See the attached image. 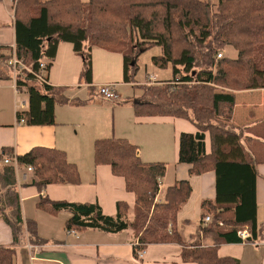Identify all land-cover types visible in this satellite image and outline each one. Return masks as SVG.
I'll return each instance as SVG.
<instances>
[{"label":"trees","instance_id":"1","mask_svg":"<svg viewBox=\"0 0 264 264\" xmlns=\"http://www.w3.org/2000/svg\"><path fill=\"white\" fill-rule=\"evenodd\" d=\"M13 25L14 45L0 49H13L29 70L17 68L14 78L8 64L11 57H4L9 72L5 75L0 69V79L14 80L17 89L25 87L28 110L22 117L27 124H56V106L69 101L67 87L36 79L40 62L45 60L49 70L57 45L71 42L82 58L80 77L89 84L91 47L97 46L123 55V80L134 82L140 91L138 97L128 98L135 115L175 116L196 127L195 133L178 137V161L190 165L189 175L215 174V198L201 203V219L210 216L201 227L203 236L210 239L208 244L198 237L185 243L176 227L177 214L191 194L189 180L176 181L158 197L166 164L142 161L137 147L126 138L95 139L93 162L108 165L112 174L124 178L126 190L135 196L131 219L125 201L116 203L114 215L105 214L97 202L48 197L37 201L38 209L49 214L69 212L64 221L67 231L117 234L130 229L135 257L151 244H179L185 262L241 264L234 257L219 255V246L242 242L237 232L243 229L251 233V241L264 240V223L258 224L256 216V155L242 140V132L229 126L235 92L264 88V0H217V4L212 0H15ZM226 46L237 51L235 58L223 55ZM152 47L160 50L151 57L152 64L170 68L172 77L144 87L134 78L140 55ZM218 53L222 57L217 58ZM3 152L12 155L10 147ZM15 157L19 167L32 168L31 184L39 191L50 184L81 181L76 164L68 161L63 150L35 146ZM0 219L13 238V245H0V264H14L15 246L24 241L46 242L36 221L23 216L10 164H0Z\"/></svg>","mask_w":264,"mask_h":264},{"label":"crops","instance_id":"2","mask_svg":"<svg viewBox=\"0 0 264 264\" xmlns=\"http://www.w3.org/2000/svg\"><path fill=\"white\" fill-rule=\"evenodd\" d=\"M212 3L217 4V0H212ZM14 5L15 0H0V47L14 45ZM222 53L226 57L237 56L232 46H226ZM91 62L92 82L87 84L80 77L82 58L73 51V44L61 42L57 45L52 65L45 73L46 83L65 86L71 93L68 103L56 106L54 125L36 126L19 121L22 113L28 110L27 91L25 87L17 89L14 80L0 79V164L11 165L2 160L4 147H10L14 156L24 154L35 146L57 148L65 152L69 162L76 164L81 179L76 185L50 184L39 191L31 184L32 171L28 172L26 167H19L15 171L23 216L36 221L38 233L46 242L31 245L24 241L16 245L14 264H195L181 259L182 246L179 244H151L145 249L144 257L137 259L133 254L135 238L130 229L117 234L98 230L70 233L64 229V221L69 212L49 214L36 207L42 197L97 202L105 214L114 215L116 203L125 201L130 206L129 219L132 218L135 196L126 190L124 178L112 174L108 165H95L93 162L92 146L100 134L90 129V126L81 131L82 126L89 125L84 119L71 118L69 122L63 117L64 112H77L64 107L89 108L91 104L109 107L111 104L106 102L110 101L99 95L98 88L102 84L112 83L119 97L116 104L110 106L114 114L112 136L126 138L134 144L142 161L166 164L158 197L176 181L189 180L191 194L177 214L176 227L187 244L194 242L197 237L203 244L210 242L209 237H204L201 231L205 225L201 219V203L215 198V174L208 171L191 176L188 172L190 165L178 161L179 135L183 132L195 133L196 127L188 120L175 116H137L129 101L120 103V88L130 84L123 80L121 53L92 46ZM27 83L35 84L30 80ZM139 92L135 90L131 97H137ZM19 93L27 99L22 97L18 100ZM19 101L25 102L21 111L18 108ZM104 125H109L106 119L103 120V127L99 125V131H102ZM229 126L242 132V140L256 155V216L258 224L264 223V88L235 92V105ZM105 133H109V129ZM204 144L206 152H210L208 132L205 133ZM0 245H13L11 229L1 219ZM218 253L234 257L241 264H264V240L222 244Z\"/></svg>","mask_w":264,"mask_h":264},{"label":"rangeland","instance_id":"3","mask_svg":"<svg viewBox=\"0 0 264 264\" xmlns=\"http://www.w3.org/2000/svg\"><path fill=\"white\" fill-rule=\"evenodd\" d=\"M2 12H3V14H5V11H2ZM9 23L11 24L10 21H9ZM12 50L0 49V69H2V71L5 72V75L8 74L9 70H8V64L7 63L4 64L3 58L9 57V56L11 57L12 53L14 54V52H12ZM159 52H160V50L158 47H152L140 55V60L138 62L139 70H138V72L134 78L138 85H144V87H145V86H148L149 84H154V85L160 84L163 81H166L172 77L170 68L159 69L152 64L151 57L153 55L159 54ZM31 82H34V81H31ZM37 85H39L38 82H37ZM138 87H143V86H138ZM135 90H137V89L134 86V82L130 83L128 85L122 86L118 92V94L121 96L119 102L122 103V102H125L126 100L128 101V98L135 94ZM70 93H71V91H67V93H66L67 98L69 97ZM139 95L140 94H138V96ZM17 96H18L17 97L18 100H21L22 97L27 99L25 96H22V94H20V93ZM133 98H136V97H133ZM106 103L111 104V105L116 104L115 102H111V101L106 102ZM111 105H108L109 107H105L102 105L91 104V106L89 108H67V107H64L63 109H74L77 112H75L74 114L64 112L63 117L68 121L71 120V118H74L76 120L77 119H80V120L84 119L85 122H89V125H84L81 127V131L87 130V128L90 126V129H94V130H96V132L98 134H100V136H98V137H100V138L112 137V125H113L114 114H113L112 109L110 108ZM21 110H23V109L19 108V111H21ZM104 119H106L107 123L109 122V125H104V128L102 129V131H99V125H102V127H103V120ZM97 124H99V125L97 127H95ZM68 127H69V129H71V126H68ZM108 129H109V133H105V132H108ZM92 134H93V132H92ZM104 134H107V135H104ZM92 148H93V146H92Z\"/></svg>","mask_w":264,"mask_h":264},{"label":"built area","instance_id":"4","mask_svg":"<svg viewBox=\"0 0 264 264\" xmlns=\"http://www.w3.org/2000/svg\"><path fill=\"white\" fill-rule=\"evenodd\" d=\"M220 57H222V53L217 54V58H220ZM8 64L10 65V67L12 69L14 78L16 75L17 68H23L25 70H29L28 68L23 66L19 60L16 59L14 54H12L11 58L8 61ZM46 64H47V62L45 60H42L39 64V71L35 74L36 79L38 81L44 82V83H46V78H45V73L47 71ZM98 93L103 99L111 101V102H116L119 98L117 95V92L115 91L114 85L112 83H106V84L100 85V87L98 88ZM24 106H25V102L19 101L18 108H23ZM18 120L21 122L24 121V119L22 117H19ZM2 160L4 163H11V165L14 168V171H18L19 166L17 164L16 157L14 155L8 156L5 153H3ZM26 170L28 172H30V171H32V168L26 167ZM161 188H162V183H161V181H159L158 190L160 191ZM202 221L204 224H207L210 221V216H208V215L205 216ZM219 225H221V222H219ZM69 232L74 233V231H69ZM237 236L242 240V242H246V241H249L251 239V233L247 229L239 230L237 232ZM144 255H145V249L139 250L137 252L136 258L142 259L144 257Z\"/></svg>","mask_w":264,"mask_h":264}]
</instances>
